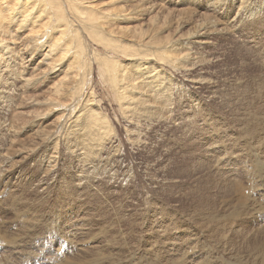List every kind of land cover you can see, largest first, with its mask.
<instances>
[{
  "label": "rangeland",
  "instance_id": "obj_1",
  "mask_svg": "<svg viewBox=\"0 0 264 264\" xmlns=\"http://www.w3.org/2000/svg\"><path fill=\"white\" fill-rule=\"evenodd\" d=\"M241 1L93 0L113 27L159 42L124 41L158 59L132 60L83 37L82 90L58 111L24 103L55 97L59 80L44 76L22 92L15 76L32 72L42 47L25 51V32L1 22L13 42L0 62V92L9 90L0 107V264H72L83 254L93 264L263 263L264 0ZM136 2L148 10L132 11ZM198 26L208 28L196 34ZM30 55L21 66L10 60ZM104 55L145 85L119 91L120 102ZM155 68L160 82L149 89ZM133 98L142 103L134 111ZM95 116L107 138L84 149Z\"/></svg>",
  "mask_w": 264,
  "mask_h": 264
},
{
  "label": "bare ground",
  "instance_id": "obj_2",
  "mask_svg": "<svg viewBox=\"0 0 264 264\" xmlns=\"http://www.w3.org/2000/svg\"><path fill=\"white\" fill-rule=\"evenodd\" d=\"M0 1H1L0 3V24L1 22L4 23L5 22L4 20L6 19L8 21L7 23H5V25H8L7 26L8 28L12 27L14 28L13 29L14 31H24L25 32V34L22 35L24 37H21V38L19 37V40H21L22 38L23 40H25L26 44L23 45L25 51L26 49L28 50L30 49L31 51L36 46L42 47L40 48L41 49L40 59L38 60L36 66H34V68L31 69L32 72H30L29 74L25 76V75H21V73L26 74L27 72L19 71V74L15 76V80L17 79L18 81H20L21 89H23L22 92L26 93L29 89L37 85L39 86L40 83H43L46 80L45 79L44 81L40 82L41 78H43L44 76L49 77V75H52V76L57 77L56 80H59L57 83H54L53 85L55 97L47 98L43 102H39L37 100L38 98L29 97L28 99L27 98L25 99L26 102L24 103L26 104H31V105L32 104H38V105L46 104L48 106H51L52 109H55L58 111V110L64 109L65 107H68V105H70L71 102H74L73 99H75L76 95H78L79 92H81L82 90V87L80 86L84 80L83 78H81L82 77L81 73H84V70L88 69L87 68V64H88L87 58L84 55L85 53L84 45L82 42L83 37H89V39H92L93 41L103 46L104 48L113 50L118 53H123L124 56L132 60H135L138 57L140 58L141 56L142 57L147 56L148 60L158 59V56L156 53H152V54L148 53L144 55V54H138V53L132 52L128 48V46L124 43V41L134 42L141 46H147V47H159L160 46L159 42H156L150 39L149 37H148L149 39L148 38L143 39L139 37L136 34L135 29L133 28L113 27L111 21H113L114 18L110 16L111 13L109 14V12L100 11V10L95 9L93 7V0H0ZM220 1L221 0H213L212 5L217 6L220 3ZM248 2L249 0H242L240 6L242 7L246 5ZM17 4H19V7H17ZM145 6L146 5L143 4V2H141V4L136 2L135 5L133 6L132 11H135V12L146 11L148 9L146 8L147 6L146 7ZM142 13H145V12H142ZM10 15L11 17L9 18ZM2 28L3 27L0 25V34L2 32ZM207 28H208L207 26H204V27L198 26L195 33L196 34L203 33L207 30ZM9 40L4 39L0 35V52H2L1 54L4 56V57L0 56V58L1 57L3 58V60L0 59V62L3 61L2 64L4 65L6 63L5 61L8 59L6 58V55L11 53L9 52L8 46L13 41H10L9 43L8 42ZM31 57L32 56L30 55L26 59V58L17 56L18 59L13 57L14 60H12L11 58L10 60L12 62L16 60L15 66L17 65L21 66L23 63L30 61ZM148 57H152V58H148ZM100 66L102 67V70L107 75L108 79L112 81V88L114 90V93L118 95L120 102H121V97L123 96H122V92L121 94H119L120 93L119 91H127L130 93H134L137 87H142L143 85H145L144 81L141 80L139 77H137L138 76L137 74L130 73L129 71H127L126 68L124 69V68L118 67L116 62L110 61L107 55L103 56L102 64H100ZM115 69L120 70L122 74L118 75V73L114 72ZM7 70H11V69L8 68ZM138 70L139 69L137 68V71ZM151 76H153V79L146 84L147 88L149 89L156 86V84L159 81L157 80L158 70L156 68H155V71H153V74ZM8 96H9L8 89H5L0 92V107H3L4 102L6 101V98H8ZM61 100L63 101L61 102ZM128 104L129 105L127 109H131L132 111H134V109L136 110L135 107L140 106L142 103L138 99L133 98V99H128ZM145 106H148V105L145 104ZM96 117L97 116L88 119V122H87L88 124L85 129L89 131V133L91 134L90 139L88 140V141L91 140V142H88L86 140L87 142L83 144L84 149L89 148L91 144L93 143V141L95 142L96 138L99 139L100 137H102V140L99 142V144L101 142L103 143L107 138V135H97L96 134L97 130H100L102 127H105V125L103 124L102 126L97 125V123L101 121V119H98V117L97 118ZM52 157L54 158V155ZM52 157L50 156L49 158H52ZM45 185H47L46 182L44 183V185L41 184L38 188V192L41 193L42 195L47 190V186ZM39 203H42V202H40L38 199L35 200V204H39ZM218 235L216 234V236ZM93 246L90 245L87 247V249L88 250L96 249L95 247L96 245L94 247ZM259 256H261V254ZM236 258H237V255H236ZM85 259H87V254L81 255V258L79 260L72 259V264H93L91 262H86ZM237 259L239 260V258ZM261 260L264 263V255H263V259ZM240 261H243V260H240ZM116 262L117 261L114 260L113 262L108 263V264H115ZM258 263L263 264V263H260L259 261ZM222 264H225V262Z\"/></svg>",
  "mask_w": 264,
  "mask_h": 264
}]
</instances>
